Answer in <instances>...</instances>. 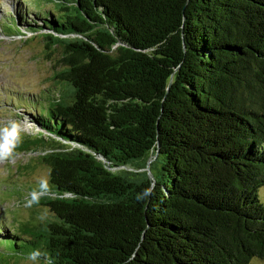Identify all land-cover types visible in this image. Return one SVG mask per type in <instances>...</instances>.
Masks as SVG:
<instances>
[{
  "label": "trees",
  "instance_id": "16d2710c",
  "mask_svg": "<svg viewBox=\"0 0 264 264\" xmlns=\"http://www.w3.org/2000/svg\"><path fill=\"white\" fill-rule=\"evenodd\" d=\"M48 1L58 11L28 27L46 30L48 56L61 52L69 89L44 101L45 115L27 107L38 131L18 146L43 151L49 187L28 198L53 219L15 230L0 217V253L264 260V0ZM19 21L2 32L22 34Z\"/></svg>",
  "mask_w": 264,
  "mask_h": 264
},
{
  "label": "rangeland",
  "instance_id": "374dc122",
  "mask_svg": "<svg viewBox=\"0 0 264 264\" xmlns=\"http://www.w3.org/2000/svg\"><path fill=\"white\" fill-rule=\"evenodd\" d=\"M45 11L57 12V5L48 0H0V217L15 230L53 219L47 207L28 198L29 194L49 187V170L38 158L43 151L41 147L21 151L18 146L22 138L34 137L38 131L28 121V114L34 113L27 107L41 111L49 96L60 97L69 89L66 82L59 80L63 68L61 52L48 56L45 42L37 36L46 30L38 28L37 33L28 27L33 20L36 25L42 24L38 14ZM15 15L20 17L17 27L22 34L3 33L7 30L3 27L6 19ZM259 196L264 202V187L260 188ZM29 250L30 245L22 248L23 252ZM0 264H38V261L8 250L0 253ZM249 264H264V260L253 258Z\"/></svg>",
  "mask_w": 264,
  "mask_h": 264
},
{
  "label": "clouds",
  "instance_id": "9594fccd",
  "mask_svg": "<svg viewBox=\"0 0 264 264\" xmlns=\"http://www.w3.org/2000/svg\"><path fill=\"white\" fill-rule=\"evenodd\" d=\"M39 255V252L31 253L29 259L35 261Z\"/></svg>",
  "mask_w": 264,
  "mask_h": 264
}]
</instances>
